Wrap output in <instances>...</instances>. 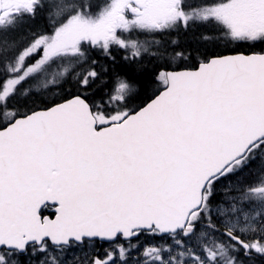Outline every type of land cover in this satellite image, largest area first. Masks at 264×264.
Listing matches in <instances>:
<instances>
[{"label":"snow or ice","instance_id":"6c2138e0","mask_svg":"<svg viewBox=\"0 0 264 264\" xmlns=\"http://www.w3.org/2000/svg\"><path fill=\"white\" fill-rule=\"evenodd\" d=\"M0 264H264V0H0Z\"/></svg>","mask_w":264,"mask_h":264}]
</instances>
